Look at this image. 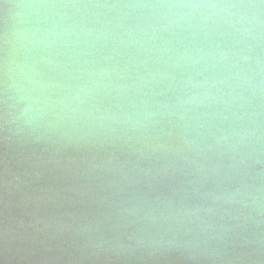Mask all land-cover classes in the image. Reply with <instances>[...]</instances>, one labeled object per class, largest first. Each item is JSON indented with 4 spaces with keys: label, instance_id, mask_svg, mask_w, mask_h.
<instances>
[{
    "label": "clouds",
    "instance_id": "1",
    "mask_svg": "<svg viewBox=\"0 0 264 264\" xmlns=\"http://www.w3.org/2000/svg\"><path fill=\"white\" fill-rule=\"evenodd\" d=\"M0 264H264V0H0Z\"/></svg>",
    "mask_w": 264,
    "mask_h": 264
}]
</instances>
